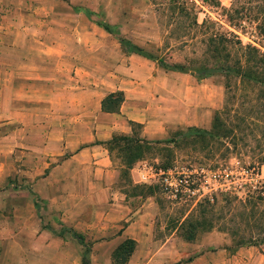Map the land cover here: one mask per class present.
<instances>
[{"label":"rangeland","instance_id":"374dc122","mask_svg":"<svg viewBox=\"0 0 264 264\" xmlns=\"http://www.w3.org/2000/svg\"><path fill=\"white\" fill-rule=\"evenodd\" d=\"M190 1L195 6L197 23L208 19L221 31L236 34L243 45L260 48L259 45L264 43V37L254 28L256 21L250 24L241 21V30L239 27L232 29L224 11L243 6L250 9L247 11L252 16L258 6L264 8V0H213L217 5L208 0ZM36 3L42 11L41 16L29 21L38 22L41 33L37 36L45 43H66L72 35L71 28L98 25L110 29L108 43L121 38L139 45L144 51H149L152 46V51L158 49L156 54L168 65L180 63L183 57L197 55L200 51L201 35L191 31L183 38L179 21L174 26L178 19L174 17L172 21L169 18L166 0H39ZM15 5L22 9L34 8L32 0H20ZM81 10L88 18L80 14ZM12 20L7 18L5 24ZM18 20L25 23V19ZM183 41L186 42L182 45ZM185 75L186 122L169 131L165 138L144 145L140 160L131 165L144 163L169 172V179L174 183L172 185H176L177 192L173 195L172 191L164 189L160 178L150 186L143 185L153 188L154 209L145 207L147 228L144 232L142 226L136 228L140 234L134 240L136 246L127 264H189L203 252L225 250L229 255L238 249L253 247H237L235 242L240 235L248 237L244 233L247 230L244 226L246 213L251 198L264 188V164H259L264 157V88L261 83H239L233 79L232 98L226 101L224 79L220 74L204 79ZM224 101L231 109L225 118L231 128L229 137L220 141L222 145L193 137L194 134L206 136L213 113L222 108ZM134 129L139 135L140 129ZM122 145L119 142L109 146L112 167L120 172L119 181L113 188L117 198L125 195L120 200H112L110 193L106 195L109 203L117 201V206L110 211L105 205L95 211L78 210L71 205L72 210L68 213L66 208L52 207L49 202L40 204L29 184L18 177V162L11 161L8 169L5 168L6 162L0 163V264H81L82 248L66 232L72 229L83 234L89 244L91 264H110L111 251L122 241L117 244L112 241L120 234L115 226L126 223L112 222L105 218V214L122 215L120 205L126 204L129 217L140 209L147 192L144 188L139 191L137 185L130 183L128 175L122 174L124 159L132 155L122 151ZM21 190H27L30 195L31 203L28 198L27 206V196ZM58 201L63 205V197ZM213 202L215 205L205 215L210 226L199 228L192 233L191 240H185L182 234L187 232L178 229L179 223L183 219H200L198 210ZM244 202H247L245 207ZM256 207L263 209L264 202ZM225 225L229 229H238L237 234H230ZM251 231L255 233L254 228ZM254 248L261 252L264 244Z\"/></svg>","mask_w":264,"mask_h":264},{"label":"crops","instance_id":"0c3cea01","mask_svg":"<svg viewBox=\"0 0 264 264\" xmlns=\"http://www.w3.org/2000/svg\"><path fill=\"white\" fill-rule=\"evenodd\" d=\"M18 1L0 0V163L8 169L11 161L18 162V177L40 204L49 202L68 213L71 205L113 210L117 201L109 203L106 195L112 200L125 195L117 198L113 188L120 172L112 167L105 143L130 136V122L140 126L139 136L147 141L163 139L186 122V75L124 51L117 39L108 43L109 33L98 25L71 28L66 43H45L37 36L38 22L29 21L41 16L39 0H32L31 10L15 5ZM7 18L14 20L7 25ZM114 92L123 96L118 112L101 111L102 99ZM127 175L133 185L147 186L157 176L144 163H136ZM20 192L27 196V206L30 195ZM154 200L147 194L129 217L126 204L120 205L122 215L106 213L112 222L126 223L115 226L120 234L112 241L138 239L136 228H147L144 210L154 209ZM189 264H264V249L203 252Z\"/></svg>","mask_w":264,"mask_h":264},{"label":"trees","instance_id":"16d2710c","mask_svg":"<svg viewBox=\"0 0 264 264\" xmlns=\"http://www.w3.org/2000/svg\"><path fill=\"white\" fill-rule=\"evenodd\" d=\"M208 2L214 5L218 4L217 1L213 2V0H208ZM194 8L195 6L190 0H166L165 3V9L170 13V20L173 21L174 17L178 19L174 21V26L177 25L179 21V29H181V33L184 34L183 38L191 31H197L201 35L200 51H198L197 55L192 53L193 56L189 55L183 57L180 63L166 64L163 58L156 54L158 49L155 48L152 51V46H150L151 48L149 51H144L142 47L126 39L119 38L117 40L124 51L142 56L154 62L156 66L165 71L189 74L196 79H204L213 74H220L224 79L223 87L226 94V101L229 97L232 98L231 90L233 86L231 81L233 79L239 80V83H261V88H264V43L262 42V45H259L260 48L250 44L243 45L236 34L231 31H221L218 25L213 26V23L208 19H204L200 23H197ZM247 10L250 9L244 8L243 6L224 10L228 25L232 29L239 27L241 30V21H245L248 24H250L251 21H256V26L254 28L258 31L260 36L264 37V8L258 6L252 16H250ZM180 19L182 20L180 21ZM184 20H186V23H183ZM102 28L110 33L108 27L102 26ZM185 42L186 41H183L182 45L185 44ZM122 101L123 96L121 92L110 93L102 99L100 109L106 113H117ZM230 110L231 109L226 106L224 101L222 108L213 113L210 129L205 133L206 136L194 134L193 137L210 141L213 140V143L217 142L222 145L220 141L227 139L231 134V128L228 126L225 119L229 116ZM130 126L132 130L130 136H115L105 143L108 154L110 153L109 146L111 144L116 145L119 142L123 143L121 146L122 151L132 153V155H128L126 159H124L125 169L122 170L123 175L128 173V169L132 167V163L140 160L143 146L150 143V141L139 137L138 132L134 129H140L139 125L130 122ZM259 164H264V157L260 159ZM137 186L139 191L144 188L145 191H147L146 195H151V193H153V188L151 187H144L143 185ZM251 199L250 209L246 213L247 216L244 225L247 228L244 233H247L248 237L246 238L240 235L241 237L235 242V246L237 247L264 244V208L258 210L256 207L259 203L264 202V188L259 189L257 194ZM214 205L215 202L202 206L198 210L200 219H183L179 223L178 229H184V232H187L186 234H182L185 240H191L193 238L192 233L196 232L199 228L204 229L210 226L205 215ZM245 206H247V202L243 203V207ZM256 213L257 216L255 217ZM253 228L255 233L251 231ZM225 230H228L230 234H237L238 231V229H232V227L229 229L226 225ZM66 232H68L70 237L82 248L80 263L91 264L89 259L90 246L84 241L83 236L72 230H66ZM135 246V241L130 238L122 240L111 251L110 264H127Z\"/></svg>","mask_w":264,"mask_h":264},{"label":"built area","instance_id":"2783aa9c","mask_svg":"<svg viewBox=\"0 0 264 264\" xmlns=\"http://www.w3.org/2000/svg\"><path fill=\"white\" fill-rule=\"evenodd\" d=\"M147 166V165H146ZM148 168H150V172H155L156 173V177L154 180H156V178H160L161 180V185L164 187V189L166 190H170L173 192V195H175V193L177 192L176 190V185H172L174 183H171L170 179H169V172H166L164 170L161 169H154L150 166H147Z\"/></svg>","mask_w":264,"mask_h":264}]
</instances>
